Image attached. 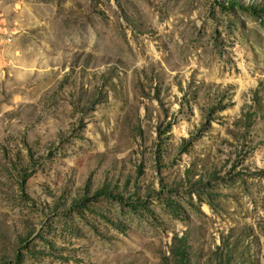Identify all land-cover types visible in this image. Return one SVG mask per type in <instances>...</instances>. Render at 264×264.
<instances>
[{
	"label": "rangeland",
	"instance_id": "obj_1",
	"mask_svg": "<svg viewBox=\"0 0 264 264\" xmlns=\"http://www.w3.org/2000/svg\"><path fill=\"white\" fill-rule=\"evenodd\" d=\"M0 264H264V0H0Z\"/></svg>",
	"mask_w": 264,
	"mask_h": 264
}]
</instances>
